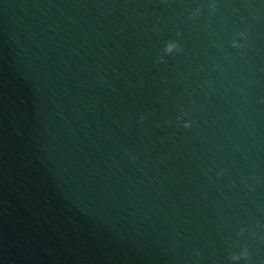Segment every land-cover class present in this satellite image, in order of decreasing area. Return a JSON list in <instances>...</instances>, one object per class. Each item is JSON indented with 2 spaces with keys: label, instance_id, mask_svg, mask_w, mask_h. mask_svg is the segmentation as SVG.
<instances>
[{
  "label": "water",
  "instance_id": "95a60500",
  "mask_svg": "<svg viewBox=\"0 0 264 264\" xmlns=\"http://www.w3.org/2000/svg\"><path fill=\"white\" fill-rule=\"evenodd\" d=\"M0 264H264V0H0Z\"/></svg>",
  "mask_w": 264,
  "mask_h": 264
}]
</instances>
